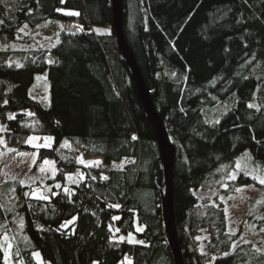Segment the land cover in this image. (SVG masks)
Masks as SVG:
<instances>
[{"label":"trees","instance_id":"16d2710c","mask_svg":"<svg viewBox=\"0 0 264 264\" xmlns=\"http://www.w3.org/2000/svg\"><path fill=\"white\" fill-rule=\"evenodd\" d=\"M121 2L126 42L175 149L173 211L184 263L264 264V249L233 248L224 210L196 196L219 186L245 158L253 174L264 176V0ZM0 20L6 147L30 152L36 150L27 144L31 135L50 136L53 144L37 149V163L47 159L55 167L47 200L25 196L33 186L18 181L0 185V226L7 225L0 227V242L7 235L12 257L24 264H35L34 251L48 264H126V257L132 264H174L161 215L160 154L111 29L110 0H4ZM50 20L72 23L76 31L60 32L48 47L32 48L33 39L42 38L20 35L25 24L34 30ZM95 27L106 30L97 34ZM17 43L27 50L13 47ZM42 73L49 81L47 109L28 94ZM221 105L226 112L207 120ZM81 153L107 166L130 162L103 179L100 169L79 164ZM67 175L82 178L68 185ZM251 185L264 193V185L245 174L226 192ZM254 209L250 224L264 228V204ZM128 234L142 243L118 239ZM3 259L0 248V264Z\"/></svg>","mask_w":264,"mask_h":264},{"label":"rangeland","instance_id":"374dc122","mask_svg":"<svg viewBox=\"0 0 264 264\" xmlns=\"http://www.w3.org/2000/svg\"><path fill=\"white\" fill-rule=\"evenodd\" d=\"M71 13V11L64 12L65 16H75ZM23 31H20V35L22 37H32L36 38L41 37L42 41L34 40V45H32V48H34L36 45L48 47L50 45H54L57 42L58 34L60 32L65 33H74L76 31V27H74V24L68 23L66 21L62 20H50L43 24L42 26L31 30L30 28H25L24 26L21 28ZM100 31H97V30ZM106 29L102 27H95L94 31L97 34H103ZM19 49V50H27L26 46L22 44H16L13 45V47ZM29 97L39 102L43 108L47 109L50 104V95H49V81L47 77V73L38 74L35 76L33 84L31 85L29 89ZM226 112L225 106L221 105L220 110H217V112H212L207 116V120L209 121H215L218 120V118ZM0 127H4V125L0 122ZM5 130L0 131V140H3L4 143L0 144V185L7 183L8 181H24V186L32 187V190L29 193V196H31V193L34 189L39 188L40 192L43 195L48 196V192H50L49 187L51 185H46L47 181H52L54 177V173L52 168L49 165H44V163H37V149L39 148H50L53 144V140L51 142L50 147H33L31 144H27L31 146L32 148H35L36 150L30 151V152H24L28 153L27 156H21L19 153L21 152H12L10 151L5 144L3 134ZM34 135H31L30 137H33ZM40 137V136H36ZM46 137V136H45ZM44 137H40L39 140L34 141L35 144L43 145L45 143ZM79 158H82L86 163H80L81 166L84 168H98L101 170V173L104 176L108 174V172L112 169H122L126 164H128L130 161L128 159H122L118 162H112L108 166L103 163V160L99 157L95 156H88L84 153H81ZM101 162L99 165L96 164H88L87 162ZM240 168H237V163L233 166V168L229 171L228 176L223 180V182L214 188L204 190V191H197L196 196L199 199V201H206L207 203L215 206H220L225 213L226 216V226H227V233L230 234L232 237H234V245L238 244H246L251 243L256 246H259L260 249H264V231H261L260 227H252L250 223L253 221V217L257 218L256 212L258 213L256 208L259 204H264V193L256 188L254 185L242 187L243 191H236L233 190L231 192H226L228 188V184L231 183L232 180L230 177L233 172L236 173V177H238L240 174H244L245 172H248L249 175L252 177V175H255L250 170L249 162L245 158L241 161H239ZM44 167L45 171L41 172L40 168ZM55 168V167H54ZM69 175H67L68 177ZM73 177V181H69L66 177V183L68 185H75L80 180L81 177L77 175H71ZM22 185V184H21ZM37 185H39L37 187ZM56 187V185H54ZM67 188V187H65ZM63 188V189H65ZM259 201V203H258ZM136 230L140 229L137 232H140L142 230V227H140L138 224L135 225ZM120 237H124L123 241H126L127 243H130L128 240V235H120L118 236V239ZM131 237L134 241H138L137 237L134 234H131ZM206 240V237L200 238V242L203 243ZM2 244V242H0ZM130 244H140V243H130ZM262 247H261V246ZM6 247V246H5ZM4 249V248H3ZM203 251V247L201 249ZM10 252V259L8 260V264H24V262L21 259H14L12 257V250H9ZM35 253H39V251H34L32 253V258L34 260L35 264H48L43 261L41 254H40V261H37L35 257ZM4 264H5V252H4ZM126 264H132V261L130 258H125Z\"/></svg>","mask_w":264,"mask_h":264},{"label":"water","instance_id":"95a60500","mask_svg":"<svg viewBox=\"0 0 264 264\" xmlns=\"http://www.w3.org/2000/svg\"><path fill=\"white\" fill-rule=\"evenodd\" d=\"M110 2L112 7L111 29L116 39L121 56L130 71L132 81L138 92L147 121L155 135L158 151L160 154L164 181L163 189L159 190V194L164 233L173 256L174 264H185L183 253L177 239L173 211V167L175 149L170 143L163 121L154 107L151 94L145 85L135 58L126 42L122 24V2L121 0H110Z\"/></svg>","mask_w":264,"mask_h":264},{"label":"snow or ice","instance_id":"6c2138e0","mask_svg":"<svg viewBox=\"0 0 264 264\" xmlns=\"http://www.w3.org/2000/svg\"><path fill=\"white\" fill-rule=\"evenodd\" d=\"M0 2H4V0H0ZM62 2H63V0H62ZM71 14H73V15H78V13H71ZM3 23H4V20H0V24H3ZM24 27L27 28V24H25ZM20 31H23V29H20ZM97 31H100V30L98 29ZM109 34H110V33H109ZM17 66L20 67V66H22V65H17ZM5 103H7V101H5ZM249 107H250V108H251V107H254V105H251V104H250ZM28 115H33V114H32V113H28ZM13 118H14V117H13L12 115H9V119H13ZM3 130H5V129H4L3 127H0V131H3ZM39 139H40V137H36V136L29 137V139H28V143L31 144L33 147H37V148H39V147H50V146H51V142H52V140H53V138L50 137V136H49V137H44L43 139L45 140V143H44L43 145L35 144L34 141L39 140ZM133 139H135V137H133ZM2 143H4L3 140H0V144H2ZM77 143H79V142L77 141ZM67 145H68V141L65 140V141L63 142V144L61 145V147H65V146H67ZM10 151H15V150H14V149H11ZM19 154H20L21 156H27V155H29L28 153H24V152H21V153H19ZM245 155H247V154H245ZM78 159H79V162H80V163H86L82 158H78ZM43 163H44V165H49V166L52 168L53 172H55L54 162H53V161H49V160L45 159V160L43 161ZM87 163H88V164H93V163H94V164H96V165H99L101 162L96 161V162H87ZM237 168H238V169L240 168V164H239V162H237ZM40 171H41V172H44V171H45V168H44V167H41V168H40ZM260 171H264V168H261ZM244 174H245L246 176L249 175L248 172H245ZM81 178H82V177H81ZM102 178H103V179H107V177H102ZM230 178H231L232 180H235V179L237 178V177H236V173L233 172ZM67 179H68L69 181L74 182V181H73V177H72L71 175H69V176L67 177ZM93 179H95V177H93ZM252 179H253V180H256L259 184L264 185V176L252 175ZM19 183L23 185V184H24V181H20ZM56 187L59 188L60 185L57 184ZM64 191H65V193H70V190H69L68 188H65ZM236 191H243V189H241V188H237ZM24 195H25V196H28L29 193L26 192V193H24ZM31 196H32L34 199H36V200H41V201H43V200H47V199H48V197H47L46 195H43V194L40 192V189H39V188L34 189V190L32 191V193H31ZM258 203H259V201H258ZM110 207L119 208L120 206H119L118 204H116V205H110ZM114 219H119V217H115ZM19 226H20L21 229L24 227V221H23L22 218H21L20 221H19ZM0 227L7 228V225H2V226H0ZM137 230L139 231L140 229H137ZM116 231L119 232V229H116ZM261 231H264V229H261ZM120 239L123 240L124 237H120ZM128 240H129L130 243H133V242H134V243H142V241H134V240L132 239V237H131V234H129ZM5 246H6V247H5ZM11 247H12V246H11V244L9 243V237H8L7 235H5V236L3 237V243L0 244V248H4V252H5V264H8V260L10 259V252H9V250L11 249ZM235 247H236V246L233 245V248H235ZM256 251L259 252L260 249H256ZM224 255H225V256H228L229 253H228V252H225ZM35 257H36L37 261H40V254H39V253H35Z\"/></svg>","mask_w":264,"mask_h":264}]
</instances>
